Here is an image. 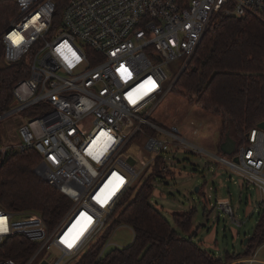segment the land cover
<instances>
[{
    "label": "built area",
    "instance_id": "1",
    "mask_svg": "<svg viewBox=\"0 0 264 264\" xmlns=\"http://www.w3.org/2000/svg\"><path fill=\"white\" fill-rule=\"evenodd\" d=\"M17 4L18 14L2 35L3 61L10 65L25 59L30 75L14 87L12 107L0 114V173L10 154L34 150L41 156L36 173L72 205L54 229L36 213L0 207V247L22 237L37 245L26 264L76 259L107 232L142 172L152 166L153 173L157 159L173 149L215 157L259 189L264 211V128L259 124L246 143L224 155L229 160L190 142L176 127L149 121L173 87L171 64L183 60L180 72L185 70L218 17L264 23V0H69L57 23L54 0ZM22 113L26 119L17 132L19 142L4 143V121ZM88 121L94 123L85 128ZM146 127L167 140L148 134ZM137 136L148 137L151 158L129 146ZM163 171H169L167 166ZM217 208L235 226L242 225L228 201ZM110 246L105 244L98 260ZM253 256L245 263H253Z\"/></svg>",
    "mask_w": 264,
    "mask_h": 264
},
{
    "label": "trees",
    "instance_id": "2",
    "mask_svg": "<svg viewBox=\"0 0 264 264\" xmlns=\"http://www.w3.org/2000/svg\"><path fill=\"white\" fill-rule=\"evenodd\" d=\"M54 2L57 23L69 0ZM18 11L16 0H0V114L12 107L14 87L30 75L25 59L10 65L3 61L2 35ZM171 91L221 117L222 142L229 135L239 145L246 143V134L264 122V23L251 17H218ZM145 130L155 133L148 127ZM40 162L41 156L34 150L9 155L0 173V207L10 213H36L54 229L72 201L36 173ZM165 167L166 157L161 156L135 197L131 199L132 192L125 196L112 226L76 264H233L251 259L264 245V211L253 236L246 246L243 243V253L227 255L225 260L204 250L191 235L194 208L173 214L177 230L150 202L152 180L171 174L163 171ZM122 224L133 230V243L98 260L107 240ZM36 249V244L16 237L0 247V261L26 264Z\"/></svg>",
    "mask_w": 264,
    "mask_h": 264
},
{
    "label": "rangeland",
    "instance_id": "3",
    "mask_svg": "<svg viewBox=\"0 0 264 264\" xmlns=\"http://www.w3.org/2000/svg\"><path fill=\"white\" fill-rule=\"evenodd\" d=\"M183 63V60H178L171 64L170 69L174 75L180 72ZM25 119V114L22 113L4 121L2 126L4 143L19 142L17 132L25 123ZM149 121L160 128L176 127L190 142L204 148L212 155L231 159L220 152L223 143L221 135L223 119L205 112L195 103L190 102L188 97L170 90L153 111ZM93 123L88 121L84 127L90 128ZM194 130L197 132L194 133ZM152 135L167 140L163 134ZM147 140V136L136 137L129 146L134 152L140 153L141 157L151 158L153 154L146 150ZM164 156L167 158L166 166L171 174L165 178L152 180L154 191L150 198L151 204L162 212L174 227L172 218L174 213L187 212L194 208L196 211L191 235H195L193 238L196 243L207 252L224 260L227 255L243 253L244 241L253 236L262 216L259 189L253 184H248L215 157L191 153L184 149H173ZM151 173L152 166L142 172L133 187L131 199L135 197ZM197 188L200 191L197 192ZM227 201L235 211V219L242 223L240 227L235 226L232 219L217 208L218 203ZM113 221L114 219L110 220L107 227L112 226ZM99 237L93 240L76 259L69 260L66 264H76L96 245ZM107 241L108 244L111 243L107 249L108 254L114 249H123L131 245L134 241V232L128 225L122 224L113 231ZM253 257L255 261L251 264H264V245L257 248ZM48 258L51 261L56 260L55 256Z\"/></svg>",
    "mask_w": 264,
    "mask_h": 264
},
{
    "label": "water",
    "instance_id": "4",
    "mask_svg": "<svg viewBox=\"0 0 264 264\" xmlns=\"http://www.w3.org/2000/svg\"><path fill=\"white\" fill-rule=\"evenodd\" d=\"M184 71V70H183ZM183 71H181L180 73H178L174 79V83L173 85L178 81V79L180 78L181 74L183 73ZM260 128H264V122L259 124ZM246 138H249V134H246ZM237 147V142L235 139H233L232 137H230L229 135H227L226 140L221 144L220 146V151L222 152L223 155H232ZM129 162L131 165L135 164V160L134 159H129ZM199 191V188H197V192ZM249 239H246L244 241V246L247 245ZM40 264H51L49 263L47 260H43Z\"/></svg>",
    "mask_w": 264,
    "mask_h": 264
},
{
    "label": "bare ground",
    "instance_id": "5",
    "mask_svg": "<svg viewBox=\"0 0 264 264\" xmlns=\"http://www.w3.org/2000/svg\"><path fill=\"white\" fill-rule=\"evenodd\" d=\"M74 231V228H72L71 229V233ZM68 237V236H67ZM80 237V235L78 236V238ZM78 238H76V240L78 239Z\"/></svg>",
    "mask_w": 264,
    "mask_h": 264
},
{
    "label": "crops",
    "instance_id": "6",
    "mask_svg": "<svg viewBox=\"0 0 264 264\" xmlns=\"http://www.w3.org/2000/svg\"><path fill=\"white\" fill-rule=\"evenodd\" d=\"M16 1H17V0H16ZM240 262H241V263H245V262H246V260H245V261H240ZM240 262H239V263H240ZM256 262H257V261H256Z\"/></svg>",
    "mask_w": 264,
    "mask_h": 264
},
{
    "label": "snow or ice",
    "instance_id": "7",
    "mask_svg": "<svg viewBox=\"0 0 264 264\" xmlns=\"http://www.w3.org/2000/svg\"><path fill=\"white\" fill-rule=\"evenodd\" d=\"M126 71V70H125ZM133 102H135V101H133ZM69 246H71V245H69Z\"/></svg>",
    "mask_w": 264,
    "mask_h": 264
}]
</instances>
